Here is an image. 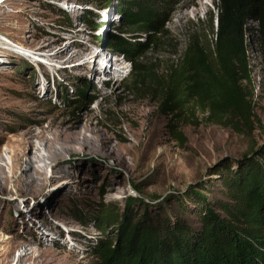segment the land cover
Instances as JSON below:
<instances>
[{"label": "rangeland", "instance_id": "1", "mask_svg": "<svg viewBox=\"0 0 264 264\" xmlns=\"http://www.w3.org/2000/svg\"><path fill=\"white\" fill-rule=\"evenodd\" d=\"M106 1L9 0L0 5V166L9 181L0 189V259L16 260L26 252L24 264H100L95 247L106 238L113 245L116 234L114 229L97 230L99 216H120L137 200L134 209L141 222L174 218L178 207L187 213L197 207L195 194L228 206L231 192L224 189L223 179L244 169V157L252 167L264 158V51L251 39L247 55L253 115L247 133L208 124L200 110L193 118L184 111L179 126L185 142L175 141L168 129L173 117L163 110L156 81L135 76L132 68L140 65L165 78L191 38L211 46L217 0H179L166 36L132 64L114 59L106 47L108 37L120 31L116 11L124 0ZM85 15H90V25ZM87 47L95 51L94 58L102 51L109 60L114 80L107 79V85L86 74L89 58L74 60ZM82 119L116 149L131 147L128 166L80 151L58 166L41 168L38 185L21 192L15 176L21 173L24 141L44 132L54 142L50 130L57 123ZM49 173L54 180L47 182ZM58 189L63 192L54 196ZM113 193L116 198H110ZM29 211L26 218L15 216Z\"/></svg>", "mask_w": 264, "mask_h": 264}, {"label": "trees", "instance_id": "2", "mask_svg": "<svg viewBox=\"0 0 264 264\" xmlns=\"http://www.w3.org/2000/svg\"><path fill=\"white\" fill-rule=\"evenodd\" d=\"M178 4L179 0L120 2V31L108 37L106 47L132 64L160 44ZM216 14L211 46L191 38L165 78L140 65L132 67L135 76L156 81L163 110L173 117L168 129L177 142H185L179 126L184 111L193 118L200 110L208 124L238 134L249 130L253 104L248 39L264 51V0H217ZM62 17L68 19L65 13ZM89 17L84 16L87 25ZM85 91L86 87L79 91L82 99ZM243 161L248 163L242 171L223 179L224 189L231 192L230 205L195 194L197 207L189 213L178 207L174 218L141 222L134 209L139 202L133 200L120 216L98 217L97 230L114 229L116 237L113 245L106 238L93 254L100 264H264V158L253 167L247 157Z\"/></svg>", "mask_w": 264, "mask_h": 264}, {"label": "bare ground", "instance_id": "3", "mask_svg": "<svg viewBox=\"0 0 264 264\" xmlns=\"http://www.w3.org/2000/svg\"><path fill=\"white\" fill-rule=\"evenodd\" d=\"M94 52L95 51L92 47L80 48L73 58L76 61L78 58H89L88 62L90 64H86L88 66L86 74L93 79H100L104 85H107V79L111 81L114 80L111 77V64L102 51L95 57L97 59L94 58ZM96 60H99L98 64H95ZM116 68H118V66ZM120 73L121 72L116 71L114 75L119 77ZM107 98L108 96H105L103 97V100L105 101ZM50 132L52 133L53 139L56 141L53 142V140L47 137L44 132L32 133L29 136L30 138L28 137L29 141H24L23 145L26 147V150L21 153L22 161L19 164L21 169L20 167L18 169L21 173L18 174V176H15L16 179H20L18 180L20 191L22 190L25 192L29 187L38 185L37 181L41 179V168L46 166L48 167L50 165L58 166L64 161V159L73 156L80 151L88 150L95 155L114 159L119 166H128L126 155L132 152L131 147L129 146L116 149L115 146L112 145L111 139L105 136L102 131L96 129L88 120H79L77 124L76 121L72 122L70 120H62L57 123L55 127L50 130ZM122 139L129 142L126 137L122 136ZM10 170L14 175L15 173L13 172H16V167L13 166ZM53 176V173H49V176L45 179V181L49 182V180H54ZM8 183V176L4 171V168L0 166V189L5 187ZM62 190L60 192V189H58L59 192H53L52 194L54 196L55 194H61L63 192ZM111 191L113 192V190ZM116 197V193L110 195V198ZM40 206L42 205H37L36 208ZM30 213H32V211L24 213L17 212L15 216L18 219H23ZM27 255L28 253L26 254V252H24L23 256L17 258L16 260L12 258L4 259L3 257L0 259V264H24V259Z\"/></svg>", "mask_w": 264, "mask_h": 264}]
</instances>
